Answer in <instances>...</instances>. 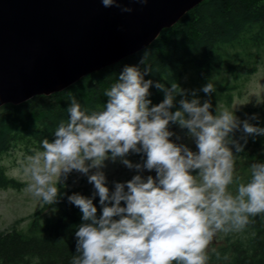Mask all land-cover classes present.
<instances>
[{
    "label": "clouds",
    "instance_id": "9594fccd",
    "mask_svg": "<svg viewBox=\"0 0 264 264\" xmlns=\"http://www.w3.org/2000/svg\"><path fill=\"white\" fill-rule=\"evenodd\" d=\"M99 2L132 13L133 8L121 5H147L151 0ZM140 64L143 69L124 65L104 93L103 108L89 109L72 96L68 119L59 122L54 138L43 139L42 150L20 162L25 192L53 213L57 209L51 206L62 196L58 185L66 187L73 171L94 186L91 198L67 196L83 221L75 230L71 264H208V248L218 233L243 231L252 218L264 217V162L250 165L247 182L235 168L247 137L264 135V127L241 121L226 108L217 107L213 115L211 102L201 104L196 90L145 79L154 72L147 51ZM153 86L164 93L155 105L149 99ZM201 90L208 95L216 92L211 82ZM177 96L182 97L179 108L172 111ZM172 125L187 129L197 151L170 139L176 135L170 131ZM238 130L244 144L233 139ZM130 154H141L143 162L133 164L126 158ZM117 159L138 173L154 171L155 177L137 174L116 182L110 191L102 169L106 161ZM97 195L99 216L93 203Z\"/></svg>",
    "mask_w": 264,
    "mask_h": 264
},
{
    "label": "trees",
    "instance_id": "16d2710c",
    "mask_svg": "<svg viewBox=\"0 0 264 264\" xmlns=\"http://www.w3.org/2000/svg\"><path fill=\"white\" fill-rule=\"evenodd\" d=\"M263 46L264 0H203L174 25L163 28L153 42L138 52L89 73L62 90L36 94L20 103L3 104L0 106V188H20L26 184L8 173L2 162L4 155L18 150L28 156L34 150H42L41 141L45 138L51 141L59 122L67 121L72 96L89 109L103 108L107 101L104 93L116 82L124 65L144 68L140 60L145 51L154 69L145 79L164 83L166 87L176 82L189 92L196 90L201 104L205 100L211 102L210 111L215 115L217 107L221 110L224 103L233 101L238 79L257 68L259 49ZM242 67L247 72L240 70ZM208 82L216 89L211 95L201 90ZM150 92L149 99L154 105L162 102V91L153 86ZM181 98L176 97V108L172 111L179 108ZM240 111H250L258 119L249 123L264 127V99L258 106ZM242 135V130H238L233 139L244 144ZM247 141L244 151L239 153L248 162L241 178L243 182L249 178L252 163L264 162V135H249ZM58 187L62 196L56 212L45 214L44 208H40L26 228L14 223L0 230V264H71L76 254L75 230L83 221L82 213L68 202L67 196L79 193L91 198L95 190ZM93 203L99 216L102 209L98 195ZM252 219L242 237L222 247L221 253L231 258L227 264H264V217Z\"/></svg>",
    "mask_w": 264,
    "mask_h": 264
},
{
    "label": "water",
    "instance_id": "95a60500",
    "mask_svg": "<svg viewBox=\"0 0 264 264\" xmlns=\"http://www.w3.org/2000/svg\"><path fill=\"white\" fill-rule=\"evenodd\" d=\"M203 0H0V106L50 94L132 55Z\"/></svg>",
    "mask_w": 264,
    "mask_h": 264
},
{
    "label": "rangeland",
    "instance_id": "374dc122",
    "mask_svg": "<svg viewBox=\"0 0 264 264\" xmlns=\"http://www.w3.org/2000/svg\"><path fill=\"white\" fill-rule=\"evenodd\" d=\"M260 53L257 61V68L250 72L247 77H240L238 79L239 87L234 91V99L230 104H223L221 110L228 109L229 111H235V115L241 120L251 121L253 113L250 111L241 112L242 108L258 106L264 99V46L259 49ZM244 73L247 72L245 67L240 68ZM228 74V73H227ZM230 78L233 76L228 74ZM258 100L260 101L258 103ZM170 131L176 133L175 136L170 139L177 144H185L190 150L197 151L194 140L187 136V129H180L178 125H172ZM176 136H179L178 140ZM241 142L240 140H238ZM230 147H232L230 145ZM235 154V149H232ZM235 168L236 174L242 178L244 173V167L248 163L245 158L237 154ZM26 156L21 151L14 150L10 154L4 155L2 162L6 165L8 173L15 176L18 179L22 178L20 170V162L24 160ZM133 164L142 163L141 154H130L126 157ZM146 159V157H145ZM106 167L102 169L106 175L107 186L114 188L116 182L124 183L130 180L134 175L141 174L145 178L148 175L155 177V172H149L144 170L143 173H138L135 169L127 168L119 159L115 162L106 161ZM195 174V173H194ZM25 181V180H24ZM26 182V181H25ZM66 185L73 188H94L92 184H89L87 177L73 171L67 181ZM26 184L20 188L15 187H4L0 188V230L11 227L16 223L19 228H26L32 215L39 210L44 208L45 214L52 213L51 208L47 205L41 207L39 202L34 199L30 194L25 192ZM230 191H235L234 186H230ZM123 203V202H122ZM58 204V203H57ZM57 204L52 205L55 208ZM246 229L240 232H231L228 234L218 233L208 248L209 260L212 258L226 257L225 254L221 253L223 246L231 245V242L235 241L239 237H242Z\"/></svg>",
    "mask_w": 264,
    "mask_h": 264
},
{
    "label": "flooded vegetation",
    "instance_id": "af4514ba",
    "mask_svg": "<svg viewBox=\"0 0 264 264\" xmlns=\"http://www.w3.org/2000/svg\"><path fill=\"white\" fill-rule=\"evenodd\" d=\"M225 247V246H223ZM231 258L229 257H220L213 260H209L208 264H227Z\"/></svg>",
    "mask_w": 264,
    "mask_h": 264
}]
</instances>
